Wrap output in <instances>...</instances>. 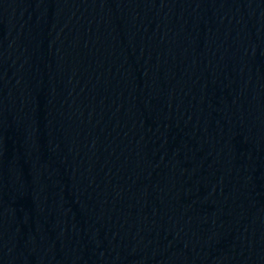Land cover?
Listing matches in <instances>:
<instances>
[{
  "label": "water",
  "instance_id": "95a60500",
  "mask_svg": "<svg viewBox=\"0 0 264 264\" xmlns=\"http://www.w3.org/2000/svg\"><path fill=\"white\" fill-rule=\"evenodd\" d=\"M150 264H264V0H120Z\"/></svg>",
  "mask_w": 264,
  "mask_h": 264
}]
</instances>
